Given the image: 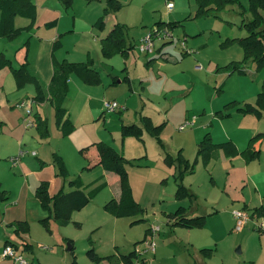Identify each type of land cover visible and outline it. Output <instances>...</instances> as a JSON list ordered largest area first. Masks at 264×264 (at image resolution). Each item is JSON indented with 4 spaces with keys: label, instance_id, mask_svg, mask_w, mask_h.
Segmentation results:
<instances>
[{
    "label": "rangeland",
    "instance_id": "374dc122",
    "mask_svg": "<svg viewBox=\"0 0 264 264\" xmlns=\"http://www.w3.org/2000/svg\"><path fill=\"white\" fill-rule=\"evenodd\" d=\"M118 1L121 5L111 12V19L128 27L127 39L134 45L128 57L120 53L102 56L101 44L95 40L96 36L89 33L80 32L66 37L64 41L69 46V57L86 60L81 56L89 51L101 82L83 84L77 75H70L66 101L62 103L73 125L69 134H61L54 110H47L49 104L44 114L49 129L47 141H42L46 145L44 148H54L56 153L58 150L68 169L67 179L78 178L83 191L91 196L90 200L81 209L74 210L68 222L52 224V232L34 223L31 250L24 252V258L28 264H69L72 257L77 264H117L119 254L144 249L142 240L148 236L146 229L158 226L159 231L153 236L155 250L138 253L133 264H264V212L251 216L255 203L247 201L249 218L241 229L235 230L232 210L241 209L242 202L231 209L229 201H214L222 194L220 189L227 165L223 160L212 156L207 166L197 161L192 174L194 190L202 201L200 206H205L197 214L212 210L217 212L207 215L200 228L172 225L164 212L174 211L177 207L173 197V176L169 177L164 188L158 183L160 179H156V175L160 174L157 163H164L165 149L146 130L143 141L133 136L122 139L120 129L122 123L144 127L141 115H149L158 123L166 121L161 133L166 149L171 148L177 154L184 147L185 154H189L192 160L197 154V148L192 143L194 135L202 137L208 132L213 139L219 140L233 136L245 146L253 130H264V112L260 116L235 110L227 116L216 113L231 109V105L224 108L231 100L242 104L255 103L257 92L264 82V66L258 69L252 61L238 63L245 73L232 71L231 67L232 61L243 59V48L235 38L245 36L248 32L243 23L253 20L249 0H229L221 7L213 4L206 13H197L196 0ZM168 1L172 2L171 8L167 7ZM98 3V0H74L72 9L79 16L91 13L95 19L98 16L96 12L101 15ZM158 21H174V24L165 26L166 36L155 37L153 53L139 51V40L157 27ZM111 25L109 20L106 32ZM96 32L98 29L94 28L93 33ZM84 36L86 44L76 43ZM152 56L157 59L147 63ZM126 75L131 81L123 80ZM114 77H119L121 81L112 84ZM82 87L90 90L82 91ZM27 88L31 90L23 88L19 92L26 94L25 100L31 104L29 100L34 90L29 85ZM113 100L123 105L122 112L118 109L111 112L104 110V102ZM36 109L37 105L33 104L32 110ZM193 114L197 117L194 127L189 128L191 126L188 125L180 130L179 126ZM186 121L194 122L192 119ZM30 129L35 133L34 128ZM97 141L112 144L116 151L132 159L133 164H127L126 169L132 198L142 211L117 216L104 207L117 185L111 184L114 179L109 174L106 176L111 185L106 184L101 165L91 170L84 167L87 148ZM7 142L8 139L0 136V187L14 182L7 176L9 170L15 169L8 157ZM35 143L38 145V141ZM39 152L41 150L38 151L41 156ZM210 176L216 184L209 182ZM247 185L245 192L248 190L251 193L252 185L249 182ZM183 205L187 206L188 202L184 201ZM213 206L214 209H211ZM2 230L9 229L3 226ZM68 245L72 248L68 249ZM2 246L3 236L0 234V252ZM203 247L213 249L209 256L204 257L199 252ZM89 249L100 259H91L87 254ZM11 264L19 263L12 261Z\"/></svg>",
    "mask_w": 264,
    "mask_h": 264
},
{
    "label": "crops",
    "instance_id": "0c3cea01",
    "mask_svg": "<svg viewBox=\"0 0 264 264\" xmlns=\"http://www.w3.org/2000/svg\"><path fill=\"white\" fill-rule=\"evenodd\" d=\"M31 1L34 4V18L33 16H26V15H16L14 17V26L22 30L13 39H7L6 37H2L0 35V53L2 54V57L4 59L5 58L9 59L12 65H18L26 55L29 71L38 79L43 91L46 93L48 84L53 74L55 63H57L58 61L64 58L69 61H76V62H84L87 59L91 58L89 51H86L81 56V57H85L86 60H81L83 58H75V59L70 58L69 57L70 53L67 50L69 46H67L68 43H65L64 39L68 36L73 37L74 34L76 36L80 32L84 34L89 33L90 35L96 36L95 40H97L100 45L101 38L105 36L108 30H110V28H112V26L117 21L111 19V14H112L111 12L109 13L104 12V7L106 6V0L105 1L98 0L99 3L97 6L101 7V9L99 10L101 15L96 12L95 15H98L99 17L97 16L95 19L93 18V16H91V13L82 14V16H79L77 11L74 8L72 9L73 3L69 8H65L60 0H31ZM100 20L102 21V25L99 24ZM109 20L112 21V25L106 32V23ZM94 28L98 29V32L93 33ZM76 43L78 44L81 43L82 45L86 44L87 43L86 36H84L82 40H76ZM12 53H14V55ZM13 57L17 59V62H15V60H12L14 59ZM151 58H153L152 61H155L157 59V57L155 56L150 57V59ZM70 79L72 80V78ZM123 80L131 81L130 77L127 75L124 76ZM120 81L121 80H119L118 77L115 83H119ZM82 83L86 84L84 82ZM27 85L33 87L34 90L33 95H34L35 94L34 84L32 83L26 84L23 87L25 90L28 89ZM21 89H18L16 87L10 68L7 65L0 66V136L5 137L9 141L5 144V146H9L8 149L9 160L11 157L17 154L19 149L25 151V154L22 157H20L15 164H12L10 162L15 169L14 171L9 170L7 176H9V178L14 180L13 184L9 186L7 185L5 187L4 186L0 187L1 189L5 190L8 193V198L6 200H0V234L3 236L2 249L4 247V243L6 240L15 242L18 245L23 240L30 243V240L33 237L32 234L33 224L34 223L41 224L39 220L49 215L48 211L44 210L40 206V201L35 194L36 188L41 182H46L49 196H53L64 185H65V189H68V186L66 185L67 180H64L60 175H58L57 169L52 161L53 153L58 154L59 153L58 150L56 153L55 150H53L54 148H50V149L44 148V146L46 145L42 141H47L48 137L45 139L40 138L37 133V130L34 127H26L25 125V121H26L25 111L23 108L17 106L19 102L25 100L26 98L25 96L26 94L22 95V93L19 92ZM89 90L90 89H86L82 87V91L86 92ZM29 101H31V109L33 104L37 105V109L34 111L32 110L31 112L32 115L36 113L41 117H45L44 114L47 104H49V106L51 107V108L50 107L47 108L48 111L51 112V110H54V107L48 98H46L44 101L39 103L33 101L32 98ZM65 101L66 98H64L63 102ZM141 116L150 117L149 115H141ZM196 118H197L196 115L193 114L190 119L189 118L186 119V120H191V119L194 120L192 125H190L191 127L189 128L194 127ZM150 119L153 124L155 125L159 124L157 121L154 122L151 117ZM162 122H165L166 124V121H162ZM30 128H34L35 133L31 132L32 129ZM164 129L165 126L163 127L162 133ZM253 131L254 132H252L249 137H251L252 135H254L259 131H264V130H260V128H258ZM194 133L195 131L192 132V134ZM205 134L209 135L208 132H206ZM203 136L202 137H199L198 135L193 136L192 143L193 145H195L196 148L198 142L203 138ZM209 136L212 139V141L215 143H221L230 140L233 142L234 146L236 147V152L232 155H227L222 149L213 150L212 156L214 158L217 157L220 158L221 160H223L225 164H227L224 169L225 176H224L222 188L220 189L221 190L220 194L221 193L222 194L219 197H217L216 200H214L215 203H220L221 200L222 201L224 200L225 202L229 201V203H231V209H233L234 207H236L237 204H239V202H242L241 209H245L247 211L249 209L247 201L248 203L250 201L251 204L255 203L254 207L264 204V152H262L264 151V147H262V144H264L262 143V141H264V139H259L254 142L252 148L254 150L258 149L259 154L254 160L247 161L244 153L242 152L244 149L248 147V143L247 145L245 144V146L244 144H239L237 138H234L233 136H229V138H225L223 140L213 139L211 135ZM160 137L163 142L164 138H162V135H160ZM142 140L144 141L143 138ZM35 141H38L37 143L38 145H36ZM163 144L165 149L164 152L166 151L172 156L176 155V152L174 153L171 150V148L167 150L164 142ZM183 149L184 147L179 149L181 151L182 156L185 159L192 160L190 158L191 156L189 154H185V150ZM40 150L41 152L39 153H41V156H39L38 154V151ZM195 151H197V149ZM32 152H34V154H32ZM58 155L61 156L60 154ZM84 159L87 160L84 167L88 170L93 169L96 165H100L98 164L99 158L95 146H91L87 148V152L84 156ZM161 159H162V155H161ZM197 160L202 166L204 165L207 166L208 162H210L211 160V157L210 160H208L206 163L203 162L200 157H198ZM164 163H157L158 170L160 171V174L157 175H161L162 177L156 175V179H160L158 183H161L160 185L162 186V188L168 185V179L170 176L172 177L175 171L174 166L172 165L168 166L166 163L165 164ZM193 172L188 173L184 176L183 183L196 195V199L193 202H190L188 199L179 201L175 199V196H173L177 207L179 206V204L183 205L184 201L188 202V205H190L188 212L189 215H196L199 209L202 208V206L205 207L204 205L200 206V203L202 201L199 197L198 192L194 190L192 184L194 182V180L192 179ZM106 175L107 173L103 169V177L106 181V184L117 185V188L113 192L112 194L113 196L111 198H118L120 194L118 181L114 180L113 183L110 184ZM209 182L212 185L214 183L216 184V182L211 176L209 178ZM248 182L252 185L250 186L252 188L251 193L248 190L245 192L244 187L247 185ZM174 185H175V181H174ZM175 189H176V185H175ZM253 193H255V195L251 196L250 194ZM223 195H224V199H223ZM205 198H207V196H205ZM205 209H206L205 211H207V208ZM211 209H214V206ZM171 212L173 211L164 212V214L167 216ZM216 212L217 210L216 211L212 210L211 212L207 211L201 214L212 215L215 214ZM16 221H27L29 225L28 232L27 233L21 232L17 234L14 231L15 229L14 223ZM52 224H56V222L50 216L48 220V226L50 232H52L51 231ZM3 226H5V228L9 230H5V231L2 230ZM25 252L27 251L25 250ZM199 252L201 254L203 253L201 250ZM203 255L204 257L209 256L204 253ZM11 262L12 261L8 258L0 257V264H11ZM117 264H123V263L118 261Z\"/></svg>",
    "mask_w": 264,
    "mask_h": 264
},
{
    "label": "trees",
    "instance_id": "16d2710c",
    "mask_svg": "<svg viewBox=\"0 0 264 264\" xmlns=\"http://www.w3.org/2000/svg\"><path fill=\"white\" fill-rule=\"evenodd\" d=\"M65 8H69L73 0H60ZM225 1L229 0H196L198 5L197 13H206L213 4L216 7H221ZM121 5L118 0H106V6L104 12L109 13L117 9ZM249 8L253 13V20L243 23L247 29V34L240 38H235L239 45L243 48L244 55L241 61H232V71L239 73H245L242 65L247 61H252L256 64L259 69L264 66V0H249ZM16 15L33 16L34 18V4L31 0H0V35L7 39L15 38L22 29L14 26V17ZM50 24V23H49ZM47 24V25H49ZM102 25V21H99ZM174 24L172 22L158 21L156 26L158 29L165 28V26L171 27ZM51 25V24H50ZM128 27L123 24L116 22L110 30L101 38L100 52L104 57H110L116 53L122 54L125 58L128 56L130 50L133 48V43L128 41ZM158 50H160L158 48ZM140 51V50H139ZM146 53V52H144ZM153 53V50L152 52ZM153 58H149L147 63L152 61ZM7 65L12 73L16 87L18 89L23 88L26 84H34L35 94L32 100L39 103L44 101L46 98L49 99L54 107V114L56 122L61 131L62 135L69 134L73 125L69 118L66 116L65 108L62 106L64 98L67 94L68 79L70 75H77L80 80L86 84H98L101 82L99 72L93 67V60L87 59V62H76L62 59L55 63L51 80L48 84L47 92L45 93L38 81V79L29 71L28 61L26 55L24 59L18 65H12L10 60L3 58L0 53V66ZM231 71V72H232ZM117 77H114L111 83H115ZM27 101V100H23ZM31 102V101H30ZM231 105V109L222 112L217 111L219 116L231 115L232 111L240 113H253L260 116L264 112V82H262L260 90L257 92V98L255 103H244L239 101L231 100L224 105V108ZM31 106V104H30ZM23 108V107H21ZM24 109V108H23ZM32 110V109H31ZM121 111L122 109H118ZM25 111V109H24ZM33 125L37 130L40 138L45 139L49 135L48 121L45 117L34 113L32 115ZM141 121L144 127L135 123L121 125V136L122 139L128 136H133L142 140L144 130L150 135L154 136L157 142L163 147L164 144L160 137L165 122L159 124H153L150 117L141 116ZM264 139V131H259L252 135L248 141V147L243 150L246 160L255 159L258 154V149H253L252 146L255 141ZM90 146H95L97 155L99 158L98 164L106 171L107 174L119 183L120 194L118 198H111L105 204L104 207L111 211L117 216H122L133 211H142L138 203L132 198L131 185L126 169L127 164H133L132 159L126 158L122 153L116 151L114 146L108 142L97 141L91 143ZM86 149V148H84ZM222 149L227 155H232L236 152V147L230 140L215 143L212 141L208 134H205L203 138L197 144V154L193 160L185 159L181 152L178 151L175 156L164 152L163 160L168 166H174L175 171L173 173V179L175 181V199L184 200L188 199L193 202L196 199V195L183 183V178L186 174L192 173L195 170L198 157L203 162H207L212 157L213 150ZM80 151H83L81 149ZM52 161L57 169L58 175L64 180H67L66 185L68 189H65V185L62 186L57 193L53 196H49L47 191L46 182H41L36 188L35 194L40 201V206L48 211L49 215L39 220L47 232H50L48 226V220L51 218L57 223L62 224L68 222L71 218V214L74 210L81 209L90 200V195L86 194L81 188V182L79 179H67V168L61 156L53 153ZM8 193L0 189V200H6ZM189 207L179 204L175 211L169 213L167 216L172 222V225L181 226L184 228H200L206 221L207 214H196L189 215ZM245 210V209H244ZM264 212V204L253 207L251 216H259ZM132 224V223H131ZM14 231L19 233L28 232L27 221H16L14 223ZM148 229H146L147 233ZM12 245L21 252L25 250H31V244L25 240L21 241L18 245L15 242L6 240L4 246ZM70 248H72L70 246ZM204 254L210 255L211 248L203 247L200 249ZM87 254L91 259H100L92 249L87 250ZM138 258V253L135 250H131L127 254H119V261L123 264H133V259ZM69 264H77L75 257H72Z\"/></svg>",
    "mask_w": 264,
    "mask_h": 264
},
{
    "label": "built area",
    "instance_id": "2783aa9c",
    "mask_svg": "<svg viewBox=\"0 0 264 264\" xmlns=\"http://www.w3.org/2000/svg\"><path fill=\"white\" fill-rule=\"evenodd\" d=\"M167 7L171 8L172 7V2L168 1L167 2ZM161 35L162 37L167 35V31L164 28L158 29L157 27H154L147 35H144L141 37L138 43V49L141 52H146L150 53L152 52L153 48V41L155 37H158ZM18 107H23L25 109V115H26V121L25 125L26 127H31L33 125V118H32V110L30 103L27 101H21L17 104ZM117 109H124L123 105L120 106L115 100L113 101H105L104 102V110L111 112L115 111ZM192 121H185L184 124L179 126V129L182 130L186 126L192 125ZM25 154V151L19 149L17 154L13 157L10 158V162L12 164H15L20 157H22ZM34 154V152H32ZM232 215L235 218V230L241 229L243 224L248 220L249 216L247 214V211L244 209H234L232 210ZM159 231L158 226H151L148 230V236H146L143 240L142 243L144 245V249H136L137 253L141 254L144 251H154L155 250V242L153 241V236ZM1 258H8L11 261L19 264H28L26 259L24 258V253L19 251L17 248L14 246L8 244L3 247L1 253H0Z\"/></svg>",
    "mask_w": 264,
    "mask_h": 264
},
{
    "label": "water",
    "instance_id": "95a60500",
    "mask_svg": "<svg viewBox=\"0 0 264 264\" xmlns=\"http://www.w3.org/2000/svg\"><path fill=\"white\" fill-rule=\"evenodd\" d=\"M67 248L70 249V245H68Z\"/></svg>",
    "mask_w": 264,
    "mask_h": 264
}]
</instances>
